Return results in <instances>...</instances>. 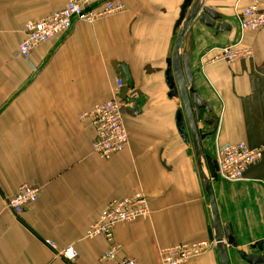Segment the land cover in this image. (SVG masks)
Instances as JSON below:
<instances>
[{
    "label": "crops",
    "instance_id": "crops-1",
    "mask_svg": "<svg viewBox=\"0 0 264 264\" xmlns=\"http://www.w3.org/2000/svg\"><path fill=\"white\" fill-rule=\"evenodd\" d=\"M68 1L0 0V264H117L124 258L159 264L161 248L215 241L194 147L176 124L182 103L166 82L186 0H117L124 12L93 24L75 22L34 50L30 62L21 58L27 22L64 9ZM254 5L264 14V0H205L203 7L220 14L231 30L216 34L196 19L181 50L190 56L195 91L218 121L202 136V149L222 227L236 241V247L225 243L230 264H248L239 252L264 258V151L238 183L218 178L214 166L218 145L264 147V28L241 29L243 12ZM232 45L250 48L253 57L208 62ZM122 65L134 83L119 95L127 104L130 144L102 160L93 153L91 121L80 117L112 97L116 79L125 81ZM22 185L39 188L40 196L17 216L7 202ZM139 192L149 202L150 218L119 225L115 242L122 251L116 261H102L108 242L90 240L86 231L110 202ZM258 243L262 250L252 248ZM69 245L79 253L74 261L58 255ZM190 264H221L216 245Z\"/></svg>",
    "mask_w": 264,
    "mask_h": 264
},
{
    "label": "built area",
    "instance_id": "built-area-1",
    "mask_svg": "<svg viewBox=\"0 0 264 264\" xmlns=\"http://www.w3.org/2000/svg\"><path fill=\"white\" fill-rule=\"evenodd\" d=\"M125 11V5L117 0H69L64 9L54 12L38 21H29L25 25V37L19 45L18 53L25 61L30 62L34 50L57 36L69 32L75 22L93 24ZM264 28V14L258 12L257 6H251L243 12L241 29L257 31ZM253 57L250 48L238 45L226 46L218 50L208 62H225L233 64L239 60ZM126 86L123 78L116 79L112 97L104 103L94 105L81 115L82 120H90L95 130L93 153L102 160L124 152L130 144L129 131L125 124L124 111L127 104L119 97L120 91ZM264 147L252 149L244 142L218 145L215 149L214 163L217 166L218 178L238 183L245 180L248 168L258 162L263 155ZM39 188L22 185L16 194L7 202L12 212L19 216L25 209L39 200ZM151 216L149 202L144 193L121 201H112L102 209L97 221L86 231L88 239L104 238L109 248L101 257L102 261H116L122 247L115 242V232L119 225L130 224L138 220H146ZM216 245L215 241H202L191 244H175L159 249V264H190ZM49 246L56 249L53 243ZM58 255L67 261L79 257L74 246L69 245L59 250ZM117 264H136L135 260L124 258Z\"/></svg>",
    "mask_w": 264,
    "mask_h": 264
},
{
    "label": "water",
    "instance_id": "water-1",
    "mask_svg": "<svg viewBox=\"0 0 264 264\" xmlns=\"http://www.w3.org/2000/svg\"><path fill=\"white\" fill-rule=\"evenodd\" d=\"M204 3L205 0H196L195 3L193 0H186L182 6L176 29L180 27H183V29L174 45L172 58L167 61L166 82L171 91V96L179 97L182 103V109L177 112L176 124L183 140L186 143L192 141L194 147L198 173L213 215V226L216 232L215 242L221 264H230L225 243L228 246L236 247V241L232 238L230 230L222 227L212 182L206 172L202 149V136L215 131L218 121L212 106L195 91L190 56L187 54L182 55L181 53L186 31L196 19L207 27L214 28L216 34L231 30V27L223 22L222 16L210 8L203 7ZM122 70L127 86L133 89L134 83L129 68L126 65H122ZM133 110L139 111L137 104H134ZM199 124L202 125V128H199ZM214 166L217 170L215 163ZM257 247L262 250V243L252 246L253 249ZM239 255L248 264H264V258L259 256L257 252L253 254L239 252Z\"/></svg>",
    "mask_w": 264,
    "mask_h": 264
},
{
    "label": "bare ground",
    "instance_id": "bare-ground-1",
    "mask_svg": "<svg viewBox=\"0 0 264 264\" xmlns=\"http://www.w3.org/2000/svg\"><path fill=\"white\" fill-rule=\"evenodd\" d=\"M183 29V27H181ZM176 83V82H175Z\"/></svg>",
    "mask_w": 264,
    "mask_h": 264
}]
</instances>
